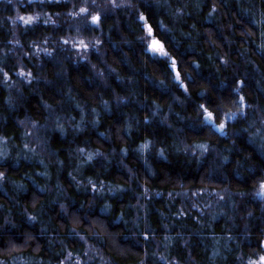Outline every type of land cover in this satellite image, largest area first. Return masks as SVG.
I'll return each mask as SVG.
<instances>
[{
	"label": "trees",
	"instance_id": "trees-1",
	"mask_svg": "<svg viewBox=\"0 0 264 264\" xmlns=\"http://www.w3.org/2000/svg\"><path fill=\"white\" fill-rule=\"evenodd\" d=\"M115 3L0 0V264L258 260L264 0ZM81 7L99 25L71 15ZM140 14L168 56L148 49ZM233 89L245 115L202 124L200 104L217 124L236 112Z\"/></svg>",
	"mask_w": 264,
	"mask_h": 264
},
{
	"label": "snow or ice",
	"instance_id": "snow-or-ice-1",
	"mask_svg": "<svg viewBox=\"0 0 264 264\" xmlns=\"http://www.w3.org/2000/svg\"><path fill=\"white\" fill-rule=\"evenodd\" d=\"M94 2V0H93ZM112 6L116 7V3L115 0H111ZM179 11V10H178ZM82 13H86L88 15L91 16V22L93 24L99 25L101 17L99 13L96 14H91L89 13V10L86 7H81L79 9V12H72L71 15L72 16H77L80 15ZM18 20L22 21L24 24L26 25H31L37 21H39L40 19V14L37 13L36 15H27V16H18L17 17ZM139 19L141 21L144 22L143 24V28L146 32V36L143 37L142 39H145L146 41H148L147 43V47L150 51H152L153 53L159 54L160 56H168V52L165 50L164 44L162 41L156 39L154 37V30L152 25L148 22V17H146L144 14H140ZM49 20H44V23H49ZM52 23H55V21H51ZM73 43L74 47H82L83 49H88L89 48V44L85 43L83 40H80L79 43H76L75 41H71ZM65 44L70 43L69 40H65L64 41ZM96 43L98 44L99 41H96ZM44 51H47V49H45ZM171 68L174 70L175 72V78L180 81V84L182 87H184L185 91H187V86L184 84L182 78H181V73L178 69L177 66V61L175 60V58H172L171 60ZM21 76H26V77H31V73H25L23 71L20 72ZM4 76L7 78L8 77V73L5 72ZM240 84H243L244 81H239ZM233 91H235L237 93V100L235 101V103H237L239 105V107L237 108L236 112H231V113H223L222 112V108L219 109V111L223 114V121L220 123H215V121L218 118V114L217 112H214L212 110L209 109L208 106H206L205 104H200L198 105V107L201 109L200 115L203 117V119L200 121L202 124L206 125V126H213L215 127L218 131L223 132L224 129L226 128L227 125V121L229 118H234L236 117L238 114L243 116L245 115V109L248 107V105L245 103V98L242 95H239V89H233ZM124 99L123 97H117V100L120 101ZM59 127V125H58ZM61 131H63L62 127H61ZM149 143L150 142H146L144 144H142L140 147L141 149H147L149 147ZM25 148L28 147V145L24 146ZM197 148L201 149L203 152H207L208 151V147L207 145L204 144H198L196 145ZM261 147H264V145H261ZM80 152H83V149H79ZM160 154L163 155V149L160 150ZM3 154L0 153V156H2ZM93 155L94 154H89L88 155V161H91L93 159ZM227 159V158H225ZM5 178V173L4 172H0V179ZM92 189L95 190L96 189V185L92 184ZM256 196L260 197L262 199H264V179H261L258 181V190L256 192ZM61 207L63 208V205H61ZM30 219L35 220V217H30ZM71 254H69L70 257ZM248 264H264V255H260L258 260H249Z\"/></svg>",
	"mask_w": 264,
	"mask_h": 264
},
{
	"label": "water",
	"instance_id": "water-1",
	"mask_svg": "<svg viewBox=\"0 0 264 264\" xmlns=\"http://www.w3.org/2000/svg\"><path fill=\"white\" fill-rule=\"evenodd\" d=\"M156 39H158L157 37H155ZM159 40V39H158Z\"/></svg>",
	"mask_w": 264,
	"mask_h": 264
},
{
	"label": "rangeland",
	"instance_id": "rangeland-1",
	"mask_svg": "<svg viewBox=\"0 0 264 264\" xmlns=\"http://www.w3.org/2000/svg\"><path fill=\"white\" fill-rule=\"evenodd\" d=\"M258 198H260V197H258ZM262 199V198H261Z\"/></svg>",
	"mask_w": 264,
	"mask_h": 264
}]
</instances>
